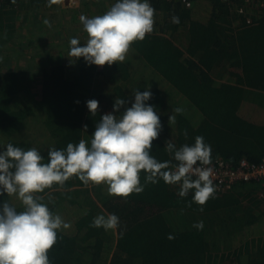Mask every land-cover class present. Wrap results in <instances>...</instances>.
I'll use <instances>...</instances> for the list:
<instances>
[{"label": "trees", "instance_id": "1", "mask_svg": "<svg viewBox=\"0 0 264 264\" xmlns=\"http://www.w3.org/2000/svg\"><path fill=\"white\" fill-rule=\"evenodd\" d=\"M150 1L156 12H161L159 29L153 28L143 40L132 42L134 57L129 49L124 61L106 64L101 69L88 64L83 57H71L72 61L66 63L62 52L68 47L70 51V46L62 51L55 41L46 45L40 40L33 41L37 51L43 52L40 57L50 55L38 70L5 67L2 46L7 38L3 35L0 144L4 146L0 151L6 149L7 143L25 150L36 147L47 162L50 148L64 149L69 142L78 143L81 139L90 142L102 115L113 111L116 98L125 99L127 106H131L133 89L150 88L153 95L147 103L155 106L163 126L151 149V155L159 161H171L170 166L176 163L164 148L167 139L172 138L180 147L194 143L196 136H202L211 145L212 158L221 156L234 164L243 158L261 161L264 156V7L248 22L224 0H196L191 8L179 0ZM97 2L95 11L103 14L111 0ZM85 5L84 8L91 10L90 3ZM7 11L0 7L2 34L7 28L2 19ZM41 13V20L37 18L39 13L27 17L28 34L43 38L44 18L50 15L47 10ZM26 16L23 14V18ZM173 16L179 17V23H173ZM180 29L186 31L182 49L164 35L168 30L172 35ZM63 35L66 40V33ZM55 46L56 54L52 52ZM229 66L240 71L229 73L231 81L219 84L214 81L212 73L215 70L225 73ZM40 75L41 88L37 91L32 82ZM205 90L214 91L212 100L202 95ZM89 99L99 101L95 114L87 107ZM245 100L254 103L247 105L243 103ZM177 108L179 112L175 111ZM196 109L201 112L198 120L196 112H190ZM28 130H32L33 136ZM145 175L141 170L143 191L126 197L107 194L105 184H85L76 175L63 187L54 185L36 193L68 225L58 230L57 240L49 249L52 264H216L227 259L232 264H264V198H259L251 188L259 184L236 185L233 189L237 192L215 190L211 196L217 201L214 206L206 202L191 206L188 204L191 191L181 197L179 185L168 184L163 179L146 182ZM95 191L101 204L92 198ZM4 200L20 206L16 195L4 193L0 203ZM213 209L224 214L215 223L213 232L207 234V221L203 218ZM111 213L119 217L117 228L105 230L103 226H92L94 217ZM199 222L203 227H194Z\"/></svg>", "mask_w": 264, "mask_h": 264}, {"label": "clouds", "instance_id": "2", "mask_svg": "<svg viewBox=\"0 0 264 264\" xmlns=\"http://www.w3.org/2000/svg\"><path fill=\"white\" fill-rule=\"evenodd\" d=\"M154 13L150 0H115L102 15H81L88 39L81 44L79 38H71L69 57H83L88 64L101 66L124 61L132 42L143 40L153 31ZM172 21L179 23V17L173 16ZM132 91L131 106L125 99L116 98L113 111L102 115L90 142L81 139L78 143L69 142L64 149L50 148L47 162L36 147L25 150L7 143L6 149L0 151V196L16 195L20 201L19 208L7 200L0 203V264H52L49 249L57 240L58 230L68 225L36 193L54 185L63 187L73 175L85 184H107L109 194L126 197L143 191V170L146 182L163 179L179 185V196L191 191L192 201L201 205L212 196L215 186L209 166L211 145L196 136L194 143L177 147L170 138L164 148L176 163L170 166L171 161H159L151 155L153 140L163 127L155 106L147 103L153 93L150 88ZM98 105L97 99L87 101L92 114ZM172 119L170 116L169 121ZM184 134L187 136V131ZM118 225L119 217L114 213L99 214L92 221V226H103L105 230ZM194 227L202 228L203 223Z\"/></svg>", "mask_w": 264, "mask_h": 264}, {"label": "rangeland", "instance_id": "3", "mask_svg": "<svg viewBox=\"0 0 264 264\" xmlns=\"http://www.w3.org/2000/svg\"><path fill=\"white\" fill-rule=\"evenodd\" d=\"M24 1V2H23ZM96 1V0H95ZM98 1V0H97ZM101 2L104 0H100ZM23 2V3H21ZM19 4L18 7L15 8L17 11L16 12V17H14V14L10 13L7 15V19L5 17V24L7 26L6 28V32L4 34L0 33V44H2V40L1 37L3 35L6 36L7 38V43L2 46L3 48V58L5 59L4 61V66L5 67H10L12 66V69L14 70H21L23 67L25 69H28L27 67H30V70H38L39 67L43 64V60H46L49 58L48 55H45V58H42L40 56L43 55V52H39L37 51V46L36 44H32L31 43V39L29 38L30 35L28 34V29L30 26V22L28 20L27 17H33V14H37V18L39 20H41L42 18V13L41 11L43 10H47L50 16H47V18H44L45 21H48V23H46V30H42L44 32V36L43 38L48 39L47 44L50 45L51 42L55 41V43L59 44L58 49H61L62 51L65 50V48L70 44V40L71 38L75 37V35H77L78 37L87 40L88 39V34L87 32L84 30L83 24L80 21V16L81 15H86L88 17H92V16H96V15H102L101 13H99L98 11H95L96 8H92V10L90 9H86L83 6H79L80 8L78 9V7H69L67 6L68 3H71L72 0H57L56 3H50L49 0H34V1H30V0H22ZM32 4L33 8L30 7V5ZM73 4V2H72ZM97 3H95V5H97ZM109 4V3H108ZM107 4V5H108ZM3 9H10V8H3ZM31 9L33 11V13H31ZM110 9V6L108 8V10ZM26 10L27 12V16L25 18L20 17V13H24ZM14 12V13H15ZM37 12V13H36ZM96 13V15H95ZM24 21V23H23ZM29 22V23H28ZM11 24H14V26H10ZM62 24V26H61ZM15 28V29H14ZM48 28V29H47ZM64 31H61V30ZM8 30V31H7ZM14 30V31H13ZM58 30H60L59 32H57ZM53 31V35L52 38L51 36L49 37L48 32ZM66 33V37L67 39L64 40V35ZM28 35V36H27ZM55 37V38H53ZM42 48V47H41ZM57 47H53L52 52L56 54ZM69 52L68 49L65 50L63 53V58L65 59V62H71L72 58L69 57ZM129 53V50H128ZM102 68V67H100ZM38 73V71H37ZM28 77L32 79V76L30 74H28ZM41 75L39 76V79L37 81H34L32 83H34V87L36 88V90L38 91L41 88ZM207 93H211V94H207ZM214 91L211 92H207L206 90L203 92L202 95H205V98L212 100L214 98L213 95ZM201 96V95H199ZM260 99V97H258ZM211 102V101H209ZM260 105V104H259ZM262 106V105H260ZM194 108V107H193ZM168 109V107H167ZM200 115L201 112L196 109ZM104 186H106V190L105 193L109 194L108 192V185L105 184ZM253 189H255L257 196H259L260 194L264 193V186L258 185L256 187H251ZM230 192V191H229ZM232 192H237V190H232ZM254 196V195H253ZM262 197V196H261ZM95 201H97V203H100V198L97 196L96 191L93 193V197H92ZM84 200V197L82 198ZM226 199H230V197H226ZM217 201L210 197L206 203L214 206V204ZM247 204V201H244ZM191 206L192 204H196V205H200L199 203H196L194 201H189V203ZM206 205V204H205ZM224 214V213H223ZM222 213H216L213 210H211L203 219H205L207 221V225L205 227V231L207 234H211L213 231V227L215 225V223L218 221L219 223V219L222 217L223 215ZM111 254V253H110ZM216 264H232L229 262V260H225V261H218Z\"/></svg>", "mask_w": 264, "mask_h": 264}, {"label": "built area", "instance_id": "4", "mask_svg": "<svg viewBox=\"0 0 264 264\" xmlns=\"http://www.w3.org/2000/svg\"><path fill=\"white\" fill-rule=\"evenodd\" d=\"M185 7L191 8L196 0H179ZM235 7L239 13L251 22L261 7H264V0H224ZM18 0H0L2 8H17ZM257 4V5H256ZM259 6V7H258ZM213 183L215 190L229 191L237 184L258 183L264 186V156L259 162H250L243 158L239 163L234 164L226 161L221 156L212 158Z\"/></svg>", "mask_w": 264, "mask_h": 264}, {"label": "crops", "instance_id": "5", "mask_svg": "<svg viewBox=\"0 0 264 264\" xmlns=\"http://www.w3.org/2000/svg\"><path fill=\"white\" fill-rule=\"evenodd\" d=\"M70 1V0H69ZM24 2V1H23ZM23 2H21V3H23ZM72 2H73V4H72ZM72 2L71 3H68L67 4V6H69V7H78V9L80 8L79 6H83V7H86V5H85V3L87 2V3H90L91 4V10H92V8L94 7V8H96V6H95V2H97V0L95 1V0H72ZM151 2V1H150ZM198 1H196V3H197ZM20 3V2H19ZM115 3V0H111V2H109V4L108 5H110V7L113 5ZM196 3L194 4V6L196 5ZM193 6V7H194ZM6 10H9V11H7V12H5L4 14H3V22H4V24L6 23L5 22V17H6V19H7V16H10V15H7V14H10V13H12V14H14V17H16V12L15 11H17L15 8H10V9H5V11ZM15 12V13H14ZM161 12L160 11H157L156 12V10H155V13H154V26H153V28H158L159 29V27L161 26V23H162V17L161 16H159V14H160ZM23 14H27V12H26V10H25V12L23 13ZM23 14L22 13H20V17H22L23 16ZM28 15V14H27ZM43 23V22H42ZM159 24V25H158ZM45 25H47L46 23H45ZM6 28V27H5ZM48 29V28H47ZM45 31H47V30H45ZM170 30H168V31H166V33H164V35L165 36H167L168 38H170L171 39V41L173 42V45L174 46H178L179 48H184V44H185V41H186V31H183V29H182V31H181V29L179 30V31H177V32H173L172 33V35L170 34V32H169ZM52 32L53 31H50V32H48V34H49V37L52 35ZM75 37H77V35H75ZM32 41H31V43L33 44V41H35V42H37L38 43V41L40 40V41H43L44 43H46V45H48L47 44V42H48V39H46V38H42V37H40V36H38V34H33V35H30V37H29ZM52 38V37H51ZM80 38V37H79ZM80 41H82L81 39H79ZM87 40H84V41H82V42H86ZM53 42V41H52ZM51 42V43H52ZM34 45V44H33ZM68 46H70V44L68 45ZM67 46V47H68ZM68 49H69V47H68ZM130 53H131V55H133V57H134V55H135V52H134V46H133V44H131L130 45ZM107 64V63H106ZM105 64V65H106ZM105 65H98V67L100 68V67H105ZM108 65V64H107ZM109 66V65H108ZM101 69V68H100ZM220 70H215L214 71V73H212V76L214 77V81H216L218 84L220 83V82H223V81H231V78H230V72H233V71H240V69L238 68V67H230L229 66V69L227 70V71H225V73H220L219 72ZM101 78V77H100ZM105 82H106V85H107V81L106 80H104ZM187 103V102H186ZM188 103H191V102H188ZM243 103H245V104H247V105H253V103L254 102H252V101H250V100H245ZM191 113H194V112H196V114H195V119L196 120H198L199 118H200V114L198 113V111H194V110H191L190 111ZM244 116H248V115H246V114H243ZM28 132H30V134H32V136H33V133H32V130H28ZM31 138V137H30ZM30 138L28 139V140H30ZM1 148V147H0ZM250 185H252L253 186V184H250ZM105 189H107V188H105ZM262 196V197H261ZM259 198H264V193H262V194H260L259 196H258Z\"/></svg>", "mask_w": 264, "mask_h": 264}]
</instances>
